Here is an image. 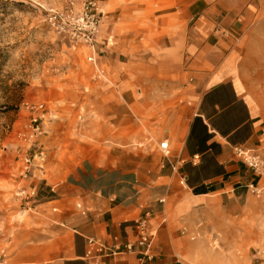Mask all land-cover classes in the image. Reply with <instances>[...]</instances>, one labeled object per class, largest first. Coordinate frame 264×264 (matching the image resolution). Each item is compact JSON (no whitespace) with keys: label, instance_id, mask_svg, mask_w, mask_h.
I'll return each instance as SVG.
<instances>
[{"label":"crops","instance_id":"1","mask_svg":"<svg viewBox=\"0 0 264 264\" xmlns=\"http://www.w3.org/2000/svg\"><path fill=\"white\" fill-rule=\"evenodd\" d=\"M113 6L98 49L106 73L105 132L107 125L118 130L120 145L132 142L139 160L132 167L123 152L110 162L89 159L70 175L19 183L30 197L11 204L0 223V260L264 264V194L251 197L247 187L257 179L235 153L264 155V92L247 75L244 47L264 21V0ZM146 214L157 238L153 259L143 262L124 250L137 241L135 223ZM90 239L121 252L95 251L90 259Z\"/></svg>","mask_w":264,"mask_h":264},{"label":"rangeland","instance_id":"2","mask_svg":"<svg viewBox=\"0 0 264 264\" xmlns=\"http://www.w3.org/2000/svg\"><path fill=\"white\" fill-rule=\"evenodd\" d=\"M88 1L0 0V223L11 204L20 206L30 197L18 187L26 158L47 157L29 175H70L89 159L110 162L123 152L130 166L139 160L132 142L120 145L118 130L107 125L105 132V79L88 62L87 44L72 34L75 15ZM98 1L103 7L99 49L105 42V11L114 12L117 0ZM244 45L247 75L264 92V21Z\"/></svg>","mask_w":264,"mask_h":264},{"label":"built area","instance_id":"3","mask_svg":"<svg viewBox=\"0 0 264 264\" xmlns=\"http://www.w3.org/2000/svg\"><path fill=\"white\" fill-rule=\"evenodd\" d=\"M102 15L103 7L98 0H89L84 8L75 15V21L77 29H73L72 34L74 37L81 38L88 46L89 57L88 62L95 67L97 77L100 79L106 78V73L99 66L97 61L98 48L96 45L97 38L100 33V28L102 25ZM106 17V11H105ZM28 109L32 110H43L45 105L30 106L26 105ZM160 149L163 153L169 155V144L167 141H162L159 143ZM235 153L237 158L254 174L257 181L252 182L248 185V191L251 195L257 199L262 198L264 194V185L260 187V181L264 179V155L260 152L245 149L236 148ZM47 157L44 155H34L30 158H26L24 161L22 181H28L32 178L31 173L32 167H37V165L42 166L46 162ZM186 179L182 178L181 184L184 185ZM22 196L26 195L24 192L21 193ZM163 202V201H162ZM151 218L150 214H146L145 217L141 218L135 223L137 229V241L134 244H127L124 252L137 253L143 258V262L151 261L153 259L152 249L157 238V233L151 230L149 220ZM98 251L101 254H115L116 252H121V248H116L113 251H109L101 242L95 239L88 240V252L87 257L94 260V252ZM264 256V248L259 252ZM176 264H183L182 261L177 260Z\"/></svg>","mask_w":264,"mask_h":264}]
</instances>
